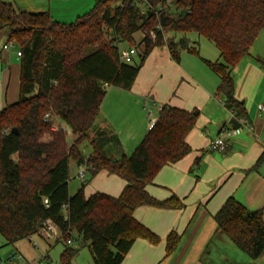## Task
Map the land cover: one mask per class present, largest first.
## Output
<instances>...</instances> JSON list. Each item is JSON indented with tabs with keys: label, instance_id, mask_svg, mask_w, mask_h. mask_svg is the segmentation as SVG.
Instances as JSON below:
<instances>
[{
	"label": "trees",
	"instance_id": "16d2710c",
	"mask_svg": "<svg viewBox=\"0 0 264 264\" xmlns=\"http://www.w3.org/2000/svg\"><path fill=\"white\" fill-rule=\"evenodd\" d=\"M172 5L174 10L165 7V0H100L66 24L48 12L20 11L0 0V32L22 54L19 100L0 111V235L6 244L41 236L48 220L65 243L59 264H72L79 252L72 247L75 240L89 248L95 264H121L137 239L161 241L134 212L141 206L184 207L176 196L161 201L146 188L163 167L191 151L186 137L196 116L164 105L130 156L114 131L96 126L108 88L130 90L155 48L167 46L178 62L182 51L199 55L198 42L192 43L190 34L207 39L221 56V61L204 60L221 80L217 96L234 119L248 120L245 105L235 97L232 73L264 31V0H173ZM138 32L145 35L141 44L135 39ZM124 43L143 46L139 64L121 60L119 47ZM56 119L75 136L72 143L68 131L56 128ZM91 132L92 152L85 156L80 146ZM263 159L264 154L258 163ZM71 161L85 167L90 178L106 171L127 184L119 197L96 193L87 198L86 181L71 195ZM214 219L252 259L263 254L262 212L230 197ZM180 241L178 233L169 234L168 255Z\"/></svg>",
	"mask_w": 264,
	"mask_h": 264
},
{
	"label": "crops",
	"instance_id": "0c3cea01",
	"mask_svg": "<svg viewBox=\"0 0 264 264\" xmlns=\"http://www.w3.org/2000/svg\"><path fill=\"white\" fill-rule=\"evenodd\" d=\"M4 1L20 11L48 12L54 20L68 24L89 12L100 0ZM7 43V34L0 32V111L20 97L19 48L6 50ZM198 46L199 55L183 51L178 62L167 46L155 48L146 58L133 87L130 90L109 87L102 102L96 126L114 131L128 156L147 135L150 123L156 122L164 105L197 113L195 126L186 137L191 151L179 162L163 167L146 188L152 197L161 201L176 196L184 207L137 208L134 217L161 241L152 244L137 239L121 264H264V252L257 260L252 259L232 243L214 219L230 197L250 211L262 212L264 219V159L258 163L264 154V112L261 110L264 31L249 54L233 69L235 97L248 112L247 121L237 120L238 129L229 123L233 114L217 96L221 80L204 61H221L220 52L215 46V49L208 45L202 48L199 42ZM60 125L71 133L65 124ZM224 126L234 130L227 151H212L210 143ZM72 137L75 139L73 134ZM77 169L86 168L77 166ZM85 179L87 198L96 193L119 197L127 184L106 171L90 178L86 170ZM172 232L178 233L181 241L168 255L166 240Z\"/></svg>",
	"mask_w": 264,
	"mask_h": 264
},
{
	"label": "rangeland",
	"instance_id": "374dc122",
	"mask_svg": "<svg viewBox=\"0 0 264 264\" xmlns=\"http://www.w3.org/2000/svg\"><path fill=\"white\" fill-rule=\"evenodd\" d=\"M170 7L172 10H174L172 4ZM144 37L145 35L143 32H138L135 34V39L138 44L142 43ZM189 38L191 41H195V40L198 41L201 44V47L202 45L203 46L208 45L207 47H210V49L214 47L213 44H211L207 39L203 37H199L196 33L190 34ZM119 48L121 51H124L125 49H128L129 46L124 43L121 44ZM142 50H143V46H141V48L138 49V54L135 56L136 60L133 61L132 63L133 65L140 63V55L142 54ZM182 52L180 56L182 55ZM145 62L143 63V66ZM55 122H56L55 123L56 126L57 125L61 126L60 124H62L59 119H56ZM68 135H69L68 142L72 143L74 138L72 137L71 133H68ZM92 139H93V132L90 133V138L80 146L83 155L87 156L91 154L92 146L90 140ZM78 171L79 170L77 169L76 163L71 161L70 182H69V187H70L69 189L71 195H74L83 184V182L79 178ZM31 239L32 241H30V239L28 238L18 242L15 245H8L6 244L4 238L0 235V262L7 263L9 262V260L13 255L21 253L23 256V260L17 261L15 264H28V263L37 264V261H39L40 259H44L45 256H48V260L54 264L60 263L61 253L65 248V243L61 239L59 242L57 239L51 240L52 242L51 241L47 242L39 235L31 237ZM35 244L37 247L35 246ZM72 247L79 249L78 255L75 257L72 264H95L89 248L87 246H82L81 240H75L74 243H72Z\"/></svg>",
	"mask_w": 264,
	"mask_h": 264
},
{
	"label": "built area",
	"instance_id": "2783aa9c",
	"mask_svg": "<svg viewBox=\"0 0 264 264\" xmlns=\"http://www.w3.org/2000/svg\"><path fill=\"white\" fill-rule=\"evenodd\" d=\"M173 0H165V7H170L172 4ZM151 37L153 39L156 38V34L155 32H151L150 33ZM16 48L14 43H7L4 46V49L6 50H10V49H14ZM138 47H129L128 49H125L124 51L120 50V58L123 62L128 63V64H132L134 61V57L138 54ZM21 51L18 50L17 51V56L21 57ZM223 104L225 105V102H223ZM261 110L264 112V105L261 107ZM50 118V115L47 114L45 116V120H48ZM155 124V121H152L150 123V128H152ZM58 127V125L56 126V128ZM63 128V127H62ZM64 129V128H63ZM234 136V130L230 127H222L220 130V133L217 137H215L211 143H210V149L212 151L218 152V153H224L227 151V147H228V140ZM84 168V167H83ZM79 178L82 182H85V175H86V169H81L78 173ZM47 203V200L45 201ZM41 237L45 240L48 239H57L60 240L61 239V233L58 229V227L50 220L46 221L42 232H41ZM30 241H32L31 238H29ZM69 244H71V241H68ZM36 246V244H35ZM37 247V246H36ZM45 259V260H44ZM44 259H40L39 261H37V264H54L52 262H50L48 259L44 258ZM23 260V256L21 253H18L16 255H13L11 257V259L9 260V262L5 263V262H0V264H15L17 261ZM31 264V263H28ZM252 264V263H249Z\"/></svg>",
	"mask_w": 264,
	"mask_h": 264
},
{
	"label": "water",
	"instance_id": "95a60500",
	"mask_svg": "<svg viewBox=\"0 0 264 264\" xmlns=\"http://www.w3.org/2000/svg\"><path fill=\"white\" fill-rule=\"evenodd\" d=\"M131 2H132V0H129V3H131ZM160 18H161L162 24H164L165 23V14L162 13ZM196 114L197 113H195V115ZM229 123L233 126L234 129H238L240 127V123L234 118H232ZM15 132H17V130Z\"/></svg>",
	"mask_w": 264,
	"mask_h": 264
}]
</instances>
